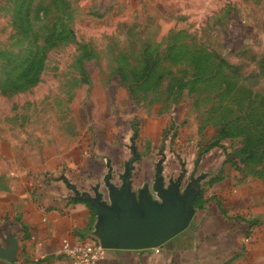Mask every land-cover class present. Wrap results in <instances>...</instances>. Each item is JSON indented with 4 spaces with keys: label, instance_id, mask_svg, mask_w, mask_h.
Segmentation results:
<instances>
[{
    "label": "rangeland",
    "instance_id": "374dc122",
    "mask_svg": "<svg viewBox=\"0 0 264 264\" xmlns=\"http://www.w3.org/2000/svg\"><path fill=\"white\" fill-rule=\"evenodd\" d=\"M103 2L0 0V127L70 146L93 139L99 108L120 112L121 139L125 115L138 113L139 141L142 114L169 112L172 143L226 136L228 151L262 159L246 167L264 172V0Z\"/></svg>",
    "mask_w": 264,
    "mask_h": 264
},
{
    "label": "crops",
    "instance_id": "0c3cea01",
    "mask_svg": "<svg viewBox=\"0 0 264 264\" xmlns=\"http://www.w3.org/2000/svg\"><path fill=\"white\" fill-rule=\"evenodd\" d=\"M104 1L152 9L190 2ZM137 114L125 115L131 132L121 139L120 112L98 108L93 139L70 146L29 142L0 127V264H75L61 254L63 240L89 237L106 245L95 264H264V172L246 167L263 160L228 151L226 136L203 146L172 143L165 133L169 112L142 114L138 141ZM127 205L136 218L168 206L181 223L156 247L114 241L108 213H123Z\"/></svg>",
    "mask_w": 264,
    "mask_h": 264
},
{
    "label": "water",
    "instance_id": "95a60500",
    "mask_svg": "<svg viewBox=\"0 0 264 264\" xmlns=\"http://www.w3.org/2000/svg\"><path fill=\"white\" fill-rule=\"evenodd\" d=\"M193 196L188 198V205ZM123 213L109 212V219L112 224L110 230L114 241L126 243L136 248H150L158 246L164 236L176 223H181L178 219V211H170L165 206L163 211L148 210L143 218H136L133 215L131 205L124 207ZM104 244V242L102 241ZM106 247V245L104 244Z\"/></svg>",
    "mask_w": 264,
    "mask_h": 264
},
{
    "label": "built area",
    "instance_id": "2783aa9c",
    "mask_svg": "<svg viewBox=\"0 0 264 264\" xmlns=\"http://www.w3.org/2000/svg\"><path fill=\"white\" fill-rule=\"evenodd\" d=\"M105 249L102 241L93 237L79 239L75 242L65 238L60 252L75 264H95Z\"/></svg>",
    "mask_w": 264,
    "mask_h": 264
},
{
    "label": "trees",
    "instance_id": "16d2710c",
    "mask_svg": "<svg viewBox=\"0 0 264 264\" xmlns=\"http://www.w3.org/2000/svg\"><path fill=\"white\" fill-rule=\"evenodd\" d=\"M246 158H250L249 154L246 156Z\"/></svg>",
    "mask_w": 264,
    "mask_h": 264
}]
</instances>
